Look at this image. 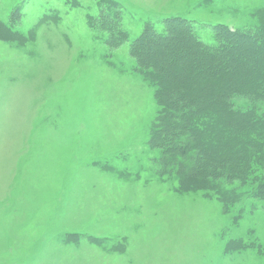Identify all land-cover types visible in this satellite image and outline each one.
I'll list each match as a JSON object with an SVG mask.
<instances>
[{
	"label": "rangeland",
	"instance_id": "1",
	"mask_svg": "<svg viewBox=\"0 0 264 264\" xmlns=\"http://www.w3.org/2000/svg\"><path fill=\"white\" fill-rule=\"evenodd\" d=\"M107 1L0 0L18 34L0 39V264H264L262 200L224 213L161 176V108L130 56L146 23L184 18L214 45L216 25L254 30L264 0ZM117 11L128 38L110 50L101 18Z\"/></svg>",
	"mask_w": 264,
	"mask_h": 264
},
{
	"label": "trees",
	"instance_id": "2",
	"mask_svg": "<svg viewBox=\"0 0 264 264\" xmlns=\"http://www.w3.org/2000/svg\"><path fill=\"white\" fill-rule=\"evenodd\" d=\"M254 16L252 31L214 26V45L203 42L187 19L167 18L164 32L146 23L130 46L133 71L154 87L161 108L148 141L160 151L161 176L176 177L181 193L207 192L224 213L248 194L264 202V176L257 175L264 171V111L257 104L236 109L233 103L237 97L264 101V7ZM119 18L118 11L101 18L110 50L128 38ZM16 38L0 22V39ZM247 186L251 191L242 192Z\"/></svg>",
	"mask_w": 264,
	"mask_h": 264
}]
</instances>
